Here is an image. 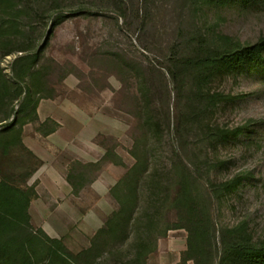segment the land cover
I'll return each mask as SVG.
<instances>
[{
    "label": "rangeland",
    "instance_id": "obj_1",
    "mask_svg": "<svg viewBox=\"0 0 264 264\" xmlns=\"http://www.w3.org/2000/svg\"><path fill=\"white\" fill-rule=\"evenodd\" d=\"M263 40L264 0H0V131L17 121L0 134V236L15 240L0 260L66 264L14 193L39 199L55 167L77 215L100 174L112 183L100 234L53 217L58 199L31 219L74 264H253L225 248L264 246V63L198 62ZM61 126L64 157L60 141L28 147Z\"/></svg>",
    "mask_w": 264,
    "mask_h": 264
},
{
    "label": "crops",
    "instance_id": "obj_2",
    "mask_svg": "<svg viewBox=\"0 0 264 264\" xmlns=\"http://www.w3.org/2000/svg\"><path fill=\"white\" fill-rule=\"evenodd\" d=\"M61 125L63 124L61 123ZM64 127L65 126H61V129L59 131L47 137L40 136V138H37L35 142H28L26 140V143L36 155L41 158H46V156L52 153L54 146L57 143L61 142L62 144H64L63 146L65 149H63L62 151L60 150L57 153V158L64 157V153H67L68 149L71 147L69 145L71 141L67 139L63 140V136L59 135L60 131H62ZM45 175V178L42 177L40 179V184L38 187L39 199L33 201L30 206L31 218H45L38 211V208L41 206L47 207V200L58 199L57 209L53 210L52 213L53 217L62 218L65 221L73 220L75 225H78L88 234H91L92 232L96 233L98 229L101 228L102 225L106 222L108 216L114 209L111 200L107 196L111 188V180L109 178H106L102 174L99 175V177L92 184L93 189L99 196L98 199H95L94 203H91L86 213L77 215V213L74 211L77 205L74 200L75 198H73L74 195L70 197H67L65 195L63 200L59 199V191H64L66 189L65 183H67V179L65 177V172H63L59 168L53 167V169ZM44 188L52 192L47 196V198H45L43 193ZM42 227L44 229H47L44 224H42Z\"/></svg>",
    "mask_w": 264,
    "mask_h": 264
},
{
    "label": "trees",
    "instance_id": "obj_3",
    "mask_svg": "<svg viewBox=\"0 0 264 264\" xmlns=\"http://www.w3.org/2000/svg\"><path fill=\"white\" fill-rule=\"evenodd\" d=\"M245 54L251 55L254 59H256V61L258 62H262L264 63V40L256 43L254 45L251 46H247L244 48H241L240 51H237L235 53H230L227 51H219L216 52L214 56H208L205 57L201 60V62H198L200 65H202V67H212L215 65H218L220 63H224V61H230L233 58L237 57V61H242L245 57ZM236 62V63H239ZM24 62H17V64H22ZM227 63V62H225ZM37 112V111H36ZM16 125H17V121L15 120L12 124L9 125V127L4 130V131H0V134H2V132H9V131H15L16 130ZM56 130H54L53 132H55ZM246 131V130H245ZM243 128H239L234 132H229L228 136H230V134H234L235 136H240L242 135L244 132ZM52 133V132H51ZM20 140L21 136H20ZM243 183L242 179H237L235 181H233L232 183H230L229 185L226 186V190L230 191L233 188H236L238 186H240ZM14 193L18 198L23 199L24 201V211L25 214L27 215V226H28V230L30 232V235H41L44 237V239L49 243V244H56L60 247H62L65 252H63L62 258L65 261L66 264H74V257L73 255H71L69 253V249L66 246V244L64 243L63 238H54L52 237L50 234H48V232H46V230L42 227L37 228L33 223H32V218H31V214H30V206H31V202L33 200V196H31L27 191L25 190H21V189H14ZM104 229H106L105 227H102L98 230L97 234H100ZM0 246H7L9 249L12 250V248L15 246V240L13 239V237H2L0 236ZM191 247L190 244V240H189V248ZM231 251H234L233 253H237L239 256H245L247 258V260L250 263L253 264H264V246H258L256 244L253 243H247L245 245H233L232 247H226L225 248V252L226 253H230ZM85 252H82L80 255L83 256ZM232 253V252H231ZM28 260L32 258L31 255L27 256ZM227 259L225 260H221L220 264H226ZM0 264H9L8 262H3L0 260ZM52 264V263H49Z\"/></svg>",
    "mask_w": 264,
    "mask_h": 264
}]
</instances>
